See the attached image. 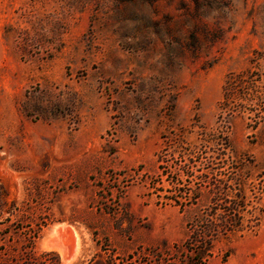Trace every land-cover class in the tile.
Masks as SVG:
<instances>
[{
  "label": "rangeland",
  "instance_id": "rangeland-1",
  "mask_svg": "<svg viewBox=\"0 0 264 264\" xmlns=\"http://www.w3.org/2000/svg\"><path fill=\"white\" fill-rule=\"evenodd\" d=\"M251 71L261 90L264 0H0V264H190L188 213L152 188L171 195L181 140L180 186L243 181L251 223L264 118L233 102L228 160L202 139L221 129L228 75ZM204 264H264V214Z\"/></svg>",
  "mask_w": 264,
  "mask_h": 264
},
{
  "label": "trees",
  "instance_id": "trees-1",
  "mask_svg": "<svg viewBox=\"0 0 264 264\" xmlns=\"http://www.w3.org/2000/svg\"><path fill=\"white\" fill-rule=\"evenodd\" d=\"M262 81L254 71L247 73H230L223 87V98L219 105L218 120L221 124L219 132L208 134L202 132V139L207 144L205 152H209L213 148L219 160H228L231 155L235 154L230 141L229 132L232 126V120L238 111V107H233V102L237 99L241 102H253L254 109L251 111L250 119L259 124L264 118V88L258 83ZM181 133H184L183 131ZM208 146V147H207ZM209 149V151H207ZM192 151V150H191ZM173 156L180 155L184 159V165H179L178 169L173 173L171 182V195H160L164 189L153 184V193L158 194V204L173 205L180 209L181 213H188L186 220L187 238L183 246L191 255L188 263L204 264L212 255L214 244L221 238H228L235 234L245 235L255 232L262 224L261 214H252L251 223L245 222V211L249 213L246 191L243 187V181L230 180L222 177L223 173L216 174L214 179V187H181V178L183 175L186 178H192L193 175L185 169L191 165L192 159H187L186 156L190 152L184 147V142L179 141L178 146L173 147ZM193 154V153H192ZM163 157L159 158V168L165 172L163 165ZM211 158H208L210 164ZM193 163V162H192ZM192 168V167H190ZM238 171L244 169L243 161L237 164ZM187 170V171H186ZM182 171V173H180ZM164 173L161 174V176ZM199 178L202 181L210 182L208 175L201 174ZM235 186V187H232ZM207 190H203V189ZM207 194L209 204L207 208L201 206L202 197ZM235 194V198H233ZM252 210L255 211L258 207L253 205ZM249 222V221H248Z\"/></svg>",
  "mask_w": 264,
  "mask_h": 264
},
{
  "label": "bare ground",
  "instance_id": "bare-ground-1",
  "mask_svg": "<svg viewBox=\"0 0 264 264\" xmlns=\"http://www.w3.org/2000/svg\"><path fill=\"white\" fill-rule=\"evenodd\" d=\"M62 233V232H61ZM66 233V232H65ZM53 234H55L54 232H53ZM64 235H66V234H64ZM70 235V234H69ZM69 237V236H68ZM71 237V236H70ZM64 240H66V239H64ZM69 240V239H68ZM80 240V239H79ZM69 241H71V240H69ZM53 242V241H52ZM74 242V241H73ZM79 242V241H78ZM52 245V244H51ZM54 245V244H53ZM78 246V245H77ZM69 248V247H68ZM70 252V251H69ZM77 252V251H76ZM60 253V252H59ZM66 258V257H65Z\"/></svg>",
  "mask_w": 264,
  "mask_h": 264
}]
</instances>
